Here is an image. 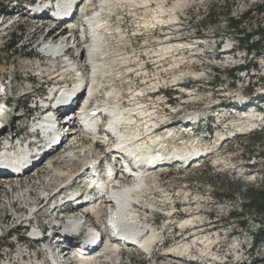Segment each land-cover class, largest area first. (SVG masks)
Wrapping results in <instances>:
<instances>
[{
  "label": "bare ground",
  "instance_id": "bare-ground-1",
  "mask_svg": "<svg viewBox=\"0 0 264 264\" xmlns=\"http://www.w3.org/2000/svg\"><path fill=\"white\" fill-rule=\"evenodd\" d=\"M10 1L7 2L10 3ZM91 1L88 0V2ZM113 1L96 0V7L90 11L91 18L87 19L86 15H83L84 20H80L81 25L85 24L86 27L80 26L77 30L69 26L73 22V11H70L69 16H67L68 8L63 14L55 13V16H59L60 23L55 24L42 37L40 51L44 52L45 55L56 57L60 54L65 43H71L77 48L80 57L78 58L79 63L75 60H60L62 63L65 62L63 68L62 66L57 68L56 59L49 63L50 67L48 68L43 69L41 66H36L33 70L36 75H41V78L44 77L45 72L49 75L58 72V75L62 74V76L66 73L77 76L84 73L88 75L89 72L90 75L87 79L75 77L74 83L77 87L68 94L65 91L74 88L73 83H62L50 88L49 93L52 96L54 89L61 87L62 95L54 100V104L60 103L68 108L60 112H52L54 119L51 115H47L42 117L36 126L33 123L29 124L31 127H36V130L39 128L40 131L46 132L47 138L44 139V142L46 141L45 143L48 144L46 148L29 159L30 165L24 168L20 163L18 160L19 149H13L14 152H7L10 161L3 154L5 158L2 159V163L0 162V178H3V182H0V205L12 206L19 199H22V203L27 204L23 207V213H28L25 215L27 217L19 218V223L15 225L16 229L23 228V236H20L19 239L36 243L40 248L38 251L40 257L44 255L42 258L34 255L32 257L34 261H23L22 264H122L123 257L119 256L121 252H129L135 255L143 253L146 260L155 261L157 249L167 244L171 236L168 235V232L174 234L175 228L170 227V231L167 230V226L158 228V216L156 217L157 214L153 213H159V210H156L158 207L154 202L152 203L146 194L150 192L149 181L154 178V175H160L162 171L167 169L181 170L182 165L179 162H172L176 158L184 161L185 159L189 160L191 156V158H195L200 155L199 158H195L200 164L207 159L203 158V154L209 153L210 149L215 150L216 155L219 156V149L223 143L232 140L236 134L246 133L242 130L249 124L248 118L252 122L254 121L257 126L264 122V114L256 106H249L248 103H244L247 105L246 107H243L244 104H235L243 98L240 93L239 96H231L230 103L227 105L216 103V105H210L202 113L196 112L174 119L172 110L175 109H169L167 106L175 104L177 98L181 97L182 90L177 85L182 84L179 80L182 78L181 74L185 72L175 74L171 80L175 85L171 84V88H169L160 85L163 81L158 79L161 72L156 73L157 70L156 72L155 70H148V66L157 67V58L150 55V59L146 58L145 61L136 64L135 61L136 57L139 58L146 52L142 42L138 41L140 34H149L150 29L155 30L162 26H169L173 30L175 40L173 42L167 41L161 47L155 46L156 52H158L155 56H159L160 51L172 49L177 51L182 48L183 54L179 63L185 62L183 60L185 53L193 52L195 47H198L202 42L198 38L199 35H195V40H191L190 44L185 45L184 39L179 34L182 31V18L179 14L187 12L186 4L181 5L183 0H150L151 4H156V6L151 9L152 14L149 18V14H147L150 8L149 0H122V3H114ZM65 5V0H59L56 9L62 10L66 8ZM126 5L128 11H134L136 7L140 6L144 9L141 18L138 15L134 16L139 21L133 19L137 25H134V29L128 33L122 30L120 26L125 25L124 23H110V15L114 14L113 8L121 11L126 9ZM179 6L181 8L178 11ZM128 11L126 14H130ZM25 12H32L34 16H44L40 20L33 19L42 25L46 22L44 19L53 14V10L47 5H40L33 10L30 8ZM121 12L124 13V11ZM165 12L167 18H164ZM1 15L5 16L3 13ZM128 17L127 15L122 17L124 22ZM17 22L13 21L9 25L16 26ZM39 27L37 26L36 30H39ZM59 33L62 34L63 39H58ZM158 35L156 33V36ZM132 38V43L136 46V57L133 51L127 50L124 43L126 40L131 41ZM86 41V44H82ZM219 45L220 48L215 43V50L218 53L214 52V49L207 51L216 53L215 59L219 54L225 58L224 52L230 53L233 49L228 50L226 48L229 46L228 42ZM229 55H231L229 59L233 58L232 53ZM192 57V62L195 63L196 54ZM160 60L162 62L163 58ZM172 63L173 68L179 64L176 59H173ZM169 68H171L170 65ZM192 69L195 68L192 67ZM250 69H254V67H244V71ZM132 74L134 79L131 87H122L121 84L117 86L116 83L119 82H117V78L120 81L125 80V83L131 85L130 77H133ZM191 74L195 78L201 76L197 69ZM252 76H256V74H249L246 83H250L249 78ZM151 77H154V80H149ZM53 79L54 77L44 79V82L51 83ZM127 79H130L131 82ZM84 80L89 86H86L85 91L87 93L84 90L80 91ZM44 82L43 84H47ZM252 88L257 95L259 92L255 86ZM263 92L264 88L260 93ZM71 93H74L75 96H70ZM85 93L87 97L79 106L76 100L80 98V102ZM96 94L100 99L94 103L95 100L93 99ZM228 96L226 97L228 98ZM148 97H150V101ZM154 98L158 99L155 100ZM235 114L237 122L233 124L237 128L229 129L233 125L231 122V124L229 123L230 116H232L233 121L236 119V117L233 118ZM13 115L15 116V113ZM47 121L49 122L47 123ZM7 124L4 125L0 122V132L4 130L6 133L11 129V124L9 126ZM216 126L219 127L218 140L212 144L211 135L217 130ZM254 129L255 127L248 128L247 133ZM204 131L207 132L208 136L201 134ZM225 131H229V133H223ZM130 136H133V139H130ZM77 138L88 140L93 147L96 145L98 152H100L99 155L81 161L74 175H69V172L66 173L64 170H54L53 179L55 180L52 182L55 186L52 192L43 191V193L38 194L35 204L28 203L30 195L28 187H32L34 180L36 182L38 178L30 179L25 185H20V181L17 180L31 175L49 156L64 148L66 143L71 142V146L75 143L77 147L78 142H80ZM189 139L193 140L190 144L188 143ZM159 140L163 142L166 149H161ZM193 142L196 144L193 145ZM1 153L2 151H0V155ZM177 154L179 155L177 156ZM75 155L72 150L64 159L70 161L75 158ZM47 164L50 165L48 167L50 169L52 162ZM19 168L22 171L26 169L24 172L18 173L19 175L23 173L20 177L7 176V174L13 175ZM64 178L65 180H63ZM152 183L154 182L152 181ZM161 192L165 193V198L161 201L170 206L167 210L168 214H165L167 217L173 215V219H178L180 215V212L177 211L180 208L179 203L173 201L168 191L161 189ZM40 202L45 206L46 218L44 217L38 222L41 209L37 207V203ZM147 208H149L148 211H151V216H143V212L145 213ZM65 211L68 214H65ZM161 213L162 210H160ZM200 221L199 215H189L179 220L178 225L181 227L195 226V223ZM212 243L214 241L209 237L201 238L198 241V244L204 246L201 253L207 256L208 260H223L217 254L208 253ZM193 244L178 243L163 250L162 254L174 261L190 260L199 264L195 255L191 254Z\"/></svg>",
  "mask_w": 264,
  "mask_h": 264
},
{
  "label": "rangeland",
  "instance_id": "rangeland-1",
  "mask_svg": "<svg viewBox=\"0 0 264 264\" xmlns=\"http://www.w3.org/2000/svg\"><path fill=\"white\" fill-rule=\"evenodd\" d=\"M7 1L9 0H0V12L9 17L11 15L9 9L12 7V4L11 1L10 3ZM113 2L122 3L123 1L114 0ZM151 3L152 2L149 0L150 8L147 12L149 18L151 17L150 14H152L151 9L156 6V4ZM98 4L100 5L101 3ZM182 4H186L185 8L187 9L186 13H181L182 15L179 14L182 18V31H180L179 34L184 39V44L188 45L191 43V40H195V35H199L198 38L202 41L198 47H195L193 52L185 53V59H183L185 62L179 63L183 54L182 48H179L177 51L173 49L160 51L159 56H155V54H158L155 46L161 47L167 41L173 42L175 40L172 33L173 30L169 26H162L155 30L150 29L149 34H140L141 36L138 37V41L142 42L143 49L146 52L139 58L136 57V46L132 43L133 38L131 41H124L127 50L133 51L135 54V64L145 61L146 58L150 59V55H152L153 58H163L160 68L148 66V70L150 71L155 70L156 72L157 70L156 73L161 72V75L158 76V79L161 81L163 80L160 85L171 88V84L175 85L174 82L171 81L174 75L179 72H185L181 74L182 78L179 80L182 84L177 85L182 90L181 97L177 98L174 95L173 97L177 98V102L167 106L169 109H175L174 111L172 110L174 113L173 118H180L184 115L186 116L196 112L202 113L205 109L210 107V105H216V103L227 105V103H230L231 96H239V93L243 95V98L240 102H235L236 105L248 103L249 100L255 99L257 96L261 95L262 93L260 92H262L264 88V42L257 45L248 53L246 48L247 42L239 41L238 44L237 39L243 37L244 34L237 33V29L245 30V34L246 32L247 34L249 33L253 42L259 40L261 36H264V0H183L181 5ZM17 7L22 8L20 6ZM180 8L181 6H179L178 11ZM127 9L126 5V9L121 10L124 11V13H122L118 11V9L113 8V13L115 14L114 11L117 10L116 14L119 18L113 24H131L132 26L120 25L122 30L128 33L134 29V25H137L134 21H139L135 19L134 16L138 15L141 18L144 14V9H142L141 6L136 7L134 11H128ZM127 11L130 12V14H126ZM124 15L129 16L125 22L122 18ZM164 15V18L168 17L166 12ZM243 15L247 17L243 19ZM230 18L240 22L237 24V27L233 28L231 26L229 23ZM23 19V17H19V21L17 20L19 23L17 22L16 24V30L10 28L7 30L5 29V31H0V83L2 80L7 79V82L11 84L12 79L16 78L20 86L17 92H15L14 102L11 107V110L15 109V112H13L15 116L12 114V116L10 115L7 119L9 123H13V126L16 125L17 121L20 122L22 120L23 107L28 108L30 106H25V101L29 100V97L39 92L42 88L46 87H43V84L40 82L42 79L41 77L33 76L35 73L33 72L34 68L36 66H41L43 69L48 68L50 67L49 63L55 60L41 57L37 59L35 58L36 55H34V51L40 50V43L44 36L42 30L46 22L42 25L31 19ZM37 26H40L39 30H36ZM34 31L36 35H34ZM156 33L159 35L156 36ZM225 42L229 44V46L226 47L228 50L233 48L231 47V42L238 44L239 48H234V52L233 49H231L230 53L224 52L225 58H222V54H219L215 59V54L218 53L215 50V43H217L220 48L219 44H225ZM86 43L87 41L82 44ZM147 48L150 50L148 55ZM211 49H214L216 53L207 52ZM75 50L76 55H78L77 48H75ZM161 53L162 56H160ZM231 53L233 54V58L229 59L231 56L229 54ZM195 54L198 59L195 57L196 62L193 63L192 56ZM173 59H176V62L179 63L175 68H173ZM249 59L251 62L257 64L248 66H252L254 69L244 71V67L242 66L243 62L247 63ZM75 61L79 63L78 58ZM55 63L57 64V68L61 66L63 68L65 64V62L61 63L59 60H55ZM169 65L171 68H169ZM192 67L195 69H192ZM230 68H237V81L246 82L249 74H256V76L249 78V84H254L253 86H255L259 93L256 95V91L253 90L254 88L252 87L245 89V91H235L237 85L234 86L233 84L224 83L230 82ZM196 69L200 71L201 75L198 78H195L191 74V72ZM48 75L47 72L44 73V77ZM67 75L70 76V74ZM89 75L90 73L88 72V76ZM130 79L127 80L132 83L131 85L127 82L126 85L125 80L120 81L118 78L117 82H119L116 84L117 86L121 84L122 87H131L133 85L134 75L130 77ZM149 80H154V77L149 78ZM51 81V83H55L57 80ZM30 86L36 88L30 89ZM0 92L1 101L3 97L1 84ZM226 96H228V98ZM154 99L157 100L158 98ZM7 102H10V100ZM247 105L244 104L243 107ZM235 117L236 119L232 121V116H230L229 123L231 122L233 124L237 122L236 114L233 118ZM4 118L5 114L0 112V121H3ZM248 121L249 124L242 130V132L246 133L236 134L232 140H228V135V141L223 143L219 149V156H212L208 160L206 159L207 161L201 162V165L193 168L190 167L181 170L167 169L162 171L160 175H154V178L152 177L153 179L148 183V185L151 186L150 192L146 194L150 197L152 203L154 202L158 207L156 210H159V204L160 206H165L164 209H160L162 213H164L160 214L161 220L158 221L157 218L158 228L161 229L163 226H167L168 231H170L169 229L171 228H175V233L170 234L171 232H168V235L171 236H168L169 239L165 246L157 249V259L155 261L146 260V256L143 253L135 255L129 252H121L119 256L121 258L123 257L122 264H198L190 260H181L180 262L174 261L162 254L163 250L178 243L182 244V242L194 243L193 249L191 248V254L193 253L195 255L199 264H206V262L208 264H264V215L257 211V209L246 207L253 193H259L258 197L264 193V126H257V124L254 121L252 122L249 118ZM234 124L229 129L237 128ZM22 126L23 124L21 127ZM251 127H255V129L247 133L248 128ZM216 129L215 133L211 135L212 144L218 140L217 134L219 133V127ZM223 133L227 134L229 131ZM201 134L208 136L205 131ZM77 139L79 140L80 138ZM79 141L77 147L75 143L72 144V146L70 144L71 142L66 143L64 148L43 161V163L32 172L33 174L31 173V175L17 180L18 182L20 181V185H25L30 179L33 180L34 177L38 178L36 181L38 183L34 180L35 185L33 184L32 187H28L30 193L28 203L35 204L38 194L43 193V191L52 192L55 186L53 183L55 180L53 179L55 176L54 170L58 171L60 169L64 170L66 173L69 172V175H74L81 161L99 155L100 152H98V147L96 145L93 147L92 143L86 139ZM192 141L193 140L189 139L188 143L190 144ZM72 150L76 154L75 158L70 161H68V159L65 160L64 157ZM50 162H52V167L49 169L48 167L50 165L47 163ZM63 180H65V178ZM152 181L154 183H152ZM0 182H3V178H0ZM154 185L156 186L152 187ZM161 189L168 191L173 201L179 203L178 205L180 208H178L177 211L180 212V215L178 219H173V215L167 217V210L170 206L161 201L165 198V193H162ZM168 201H171V199H168ZM24 206H27V204L22 203V199L14 202L12 206L0 205V262H2V264H22L21 262L23 261H34L32 259L34 255L40 257L38 253L40 248L36 243H30L27 240L24 241V239H19L20 236H23V228L20 227L16 229L15 225L19 223V218L23 219L27 217L25 215L28 213H23ZM37 207L41 209V213H39L40 217H38L39 222L42 218H46V213L43 203H37ZM148 210L149 208H147L145 213L143 212V216H151V211ZM64 213L68 214L67 211ZM153 213L157 214L156 217L159 215L157 212ZM189 215H199L201 221L195 223V226H179V220ZM209 216L212 218L213 223L208 225ZM254 233L258 235V242L254 248H250L251 235ZM184 236H188L187 239H184ZM204 237H209L214 241L208 253L217 254L222 257L223 260H225V257L228 258L226 263H218L216 262L217 260L214 261L212 259L208 260V257L201 253L204 250V246L202 247V244H198V241ZM42 256L44 257V255ZM191 257H193V255H191ZM159 258H161L160 261Z\"/></svg>",
  "mask_w": 264,
  "mask_h": 264
},
{
  "label": "built area",
  "instance_id": "built-area-1",
  "mask_svg": "<svg viewBox=\"0 0 264 264\" xmlns=\"http://www.w3.org/2000/svg\"><path fill=\"white\" fill-rule=\"evenodd\" d=\"M245 32H244V35H243V37H240V39H237L238 40V44H239V41H241V42H246L244 39H245ZM255 36V35H254ZM234 41V40H233ZM259 41H261V43H263L264 42V40H262V36H261V38L259 39V40H257L256 42H259ZM250 42H253V40H252V37H250V39H249V42L248 43H250ZM144 43V42H143ZM254 43V42H253ZM238 44H234V43H232L231 42V47H233V52H234V48H239L238 47ZM260 44V43H259ZM148 53H150V50L147 48V55H148ZM165 55H166V53H165ZM160 59H162V58H160ZM159 58H157L156 60H157V68H160V66H161V60H160ZM257 64V63H256ZM255 63H253V62H251V60L249 59L248 61H247V63L246 62H243V66H249V65H256ZM231 69V76H230V82H224V83H227V84H233L234 86H236L237 85V88H235V91H245V89H248V88H250V87H253V85L254 84H248V83H246V82H244V81H237V68H230ZM144 78H145V75H144ZM172 96H174V95H172ZM149 98V101H150V97H148ZM158 108V107H157ZM130 139H133V136H130ZM159 142H161V140H159ZM196 144V142H193V145H195ZM188 147H190V146H188ZM161 149H166L164 146H163V142H161ZM150 157V156H149ZM165 206H160V204H159V215H158V221L159 220H161V215H160V208H164ZM154 226H155V223H154ZM141 236H142V234H141ZM157 241H158V239H157ZM43 256H41L40 258H42ZM160 259L161 258H159V261H160Z\"/></svg>",
  "mask_w": 264,
  "mask_h": 264
},
{
  "label": "trees",
  "instance_id": "trees-1",
  "mask_svg": "<svg viewBox=\"0 0 264 264\" xmlns=\"http://www.w3.org/2000/svg\"><path fill=\"white\" fill-rule=\"evenodd\" d=\"M245 17H247V16L246 15H243L242 18L245 19ZM229 23L234 28V27H237V24H239L240 22L239 21H236V20H233V19L230 18ZM244 32H245V30H238L237 29V33H243L244 34ZM262 32H263V30H262ZM245 35L246 36H245V39L244 40L247 42L246 48H247L248 53H249L259 43H261V41L254 42V43L253 42L248 43L251 35L249 33L247 34V32H246ZM262 40H264V36H262ZM243 67H245V66H243ZM258 195H259V193H257V194H254L253 193L252 196H251V199L247 202L246 207H250V208L257 209V211H259L260 213H262L264 215V193H262L260 197H258ZM257 237H258V235L256 233L252 234V236H251V242H250L251 243L250 244L251 248H254L256 246V244L258 242Z\"/></svg>",
  "mask_w": 264,
  "mask_h": 264
}]
</instances>
